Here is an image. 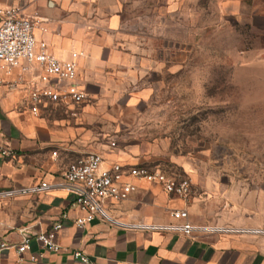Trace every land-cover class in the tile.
I'll return each instance as SVG.
<instances>
[{
	"label": "crops",
	"instance_id": "1",
	"mask_svg": "<svg viewBox=\"0 0 264 264\" xmlns=\"http://www.w3.org/2000/svg\"><path fill=\"white\" fill-rule=\"evenodd\" d=\"M256 1L0 0V9L20 8L39 17L35 35L51 54L64 61L79 55L80 81L88 94L76 117L54 106L34 116L26 81L39 71L25 73L24 83L14 87L18 73L8 76L0 69V147L14 153L0 156V191L51 185L43 193L0 200V242L18 245L24 227L41 233L63 225L60 252L34 240L22 259L6 251L0 264H85L74 258L77 251L90 264H264V204L235 191L232 177L207 172L205 161L167 159L152 122L158 117L154 106L170 103L163 97L166 80L190 69L176 63L175 25L189 33L198 25L201 34L200 25L209 22L251 23ZM178 51L184 57L190 49ZM92 153L102 154L108 165L160 168V160L169 161L192 179V196L186 202L159 184L134 181L137 191L129 200L106 201L107 217L80 228L76 221L84 213L62 175ZM181 209L197 228L192 237L159 228L179 224L173 212ZM32 256L38 259L34 263Z\"/></svg>",
	"mask_w": 264,
	"mask_h": 264
},
{
	"label": "rangeland",
	"instance_id": "2",
	"mask_svg": "<svg viewBox=\"0 0 264 264\" xmlns=\"http://www.w3.org/2000/svg\"><path fill=\"white\" fill-rule=\"evenodd\" d=\"M254 11L251 23L209 22L200 25L201 34L198 25L190 26L192 33L185 32L184 25H175L176 63L190 65V69L166 80L163 97L170 103L154 106L158 117L152 122L158 127L159 140L165 142L160 150L167 159L190 156L205 161L207 172L221 171L232 177L235 191L253 194L256 204H264L261 0L256 1ZM159 42L164 46L166 41ZM182 47L190 49L189 55L178 54ZM156 165L177 177L190 178L169 161L160 160Z\"/></svg>",
	"mask_w": 264,
	"mask_h": 264
},
{
	"label": "built area",
	"instance_id": "3",
	"mask_svg": "<svg viewBox=\"0 0 264 264\" xmlns=\"http://www.w3.org/2000/svg\"><path fill=\"white\" fill-rule=\"evenodd\" d=\"M0 69L8 76L16 73L14 87L24 83L25 73L39 71L35 78L26 83L29 86L30 110L39 116L42 108L63 107L74 117L79 108L88 101V94L80 81L77 58L64 61L49 52L45 42H38L35 31L40 23L39 17L26 14L20 8L0 9ZM116 147V143H111ZM0 156L11 158L14 153L0 147ZM63 181L69 185L75 196V204L84 213L77 219L78 227L94 222L98 217L106 218L104 204L108 200L124 202L137 191L134 181H145L159 184L163 190L175 197L188 202L193 193V182L190 178L170 175L159 167L125 166L120 163H106L102 154L92 153L71 163L62 175ZM51 188L46 182L30 188L0 191V200L14 198L30 193H43ZM173 218L180 222L170 226L159 227L161 230L182 233L192 237L197 228L189 222L186 209L173 212ZM62 223H56L48 231L36 233L28 227L21 229L22 240L18 245L0 242V256L6 251H15L20 259L31 250V242L37 241L50 252H60L61 245L57 237L62 230ZM75 259L90 264L86 255L74 252ZM38 259L31 257V262Z\"/></svg>",
	"mask_w": 264,
	"mask_h": 264
}]
</instances>
